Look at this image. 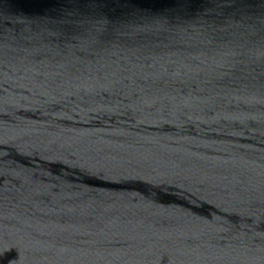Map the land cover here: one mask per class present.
I'll list each match as a JSON object with an SVG mask.
<instances>
[{"label":"water","instance_id":"95a60500","mask_svg":"<svg viewBox=\"0 0 264 264\" xmlns=\"http://www.w3.org/2000/svg\"><path fill=\"white\" fill-rule=\"evenodd\" d=\"M0 264H264V0H0Z\"/></svg>","mask_w":264,"mask_h":264}]
</instances>
